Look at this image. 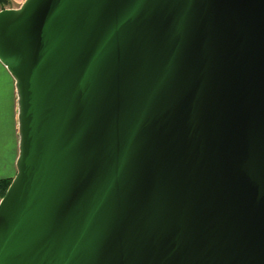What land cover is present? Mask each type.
Listing matches in <instances>:
<instances>
[{"label":"water","instance_id":"water-1","mask_svg":"<svg viewBox=\"0 0 264 264\" xmlns=\"http://www.w3.org/2000/svg\"><path fill=\"white\" fill-rule=\"evenodd\" d=\"M0 62V264H264V0H24Z\"/></svg>","mask_w":264,"mask_h":264},{"label":"crops","instance_id":"crops-1","mask_svg":"<svg viewBox=\"0 0 264 264\" xmlns=\"http://www.w3.org/2000/svg\"><path fill=\"white\" fill-rule=\"evenodd\" d=\"M24 0H6L5 5L3 8H15L18 7ZM15 89H14V82L13 78L6 69V67L0 62V126L6 121V117L4 115L5 107L4 105L7 103L6 100H9L10 114H9V121L13 131V122H14V101H15ZM7 94V96H6ZM14 94V96H13ZM5 123L3 124V127ZM0 135H3L0 133ZM16 157H11L9 162L5 165L7 166V170L5 173L0 175V181L3 179H11L14 174L16 173L15 161ZM0 198H1V189H0Z\"/></svg>","mask_w":264,"mask_h":264},{"label":"rangeland","instance_id":"rangeland-1","mask_svg":"<svg viewBox=\"0 0 264 264\" xmlns=\"http://www.w3.org/2000/svg\"><path fill=\"white\" fill-rule=\"evenodd\" d=\"M15 94V92H14ZM13 94V96H14ZM7 96V94H6ZM5 107V119L6 121L5 126H0V175L6 172L7 166H5L11 157L18 155V133H17V106H16V94H15V101H14V122H13V131L9 121V114H10V104L8 103L9 100H6ZM17 158V157H16ZM15 175V174H14ZM2 197V195H1Z\"/></svg>","mask_w":264,"mask_h":264},{"label":"trees","instance_id":"trees-1","mask_svg":"<svg viewBox=\"0 0 264 264\" xmlns=\"http://www.w3.org/2000/svg\"><path fill=\"white\" fill-rule=\"evenodd\" d=\"M6 0H0V9H3V6L5 5ZM14 82V81H13ZM11 179H3L0 181V189H1V195L4 194L6 188L8 187Z\"/></svg>","mask_w":264,"mask_h":264}]
</instances>
